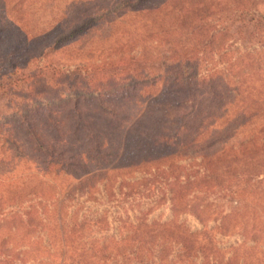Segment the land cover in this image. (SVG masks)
Masks as SVG:
<instances>
[{
	"label": "rangeland",
	"instance_id": "374dc122",
	"mask_svg": "<svg viewBox=\"0 0 264 264\" xmlns=\"http://www.w3.org/2000/svg\"><path fill=\"white\" fill-rule=\"evenodd\" d=\"M258 16L264 17V0H0V252L19 241L10 239L5 246L9 237H33L24 229L27 216L16 214L29 211L35 198L63 195L75 183L73 176L85 171L154 155L159 150L152 139L160 126L151 120L163 118L171 125L192 109L177 102L147 105L135 99L139 95L183 102L197 93L200 114L188 122L189 133L211 123H218L219 130L228 126L217 142H241L264 130V26L252 20ZM251 45L255 52L249 51ZM186 51L196 53V61L187 72L172 67L168 77L184 74L208 83L164 85L141 74L154 66L160 78L163 63H173ZM222 78L245 84L236 97H226L219 81L209 83ZM63 89L99 96L76 103L61 96ZM244 107L249 111L241 116ZM81 127L107 136L102 153L96 148L104 136L71 135ZM82 152L96 158L75 166L73 157ZM256 159V201L262 202L240 219L242 226L246 220L253 223L256 231L244 240V228L219 237L226 247L218 256L224 264L230 256L237 264H264V246L258 249L251 241L252 235L264 237V148ZM209 200L223 213L238 205L235 197ZM188 215L192 226L200 225Z\"/></svg>",
	"mask_w": 264,
	"mask_h": 264
},
{
	"label": "trees",
	"instance_id": "16d2710c",
	"mask_svg": "<svg viewBox=\"0 0 264 264\" xmlns=\"http://www.w3.org/2000/svg\"><path fill=\"white\" fill-rule=\"evenodd\" d=\"M181 16L185 17V14L181 13ZM252 20L255 26L263 28V16ZM173 44V47L181 46L180 43ZM249 49L250 52L257 50L254 45ZM195 58L196 53L186 51L173 63H163L164 69L158 73L160 78L154 75L152 70L157 69L154 66L143 68L141 74L146 79L153 77L155 82L163 81L164 85L170 81L190 86L195 82H207H199V77L184 74L177 75L173 80L168 77L172 67H183L187 72ZM127 74L132 77L134 71ZM212 81L209 79V83L219 81L217 83L226 97H236L245 84L223 78ZM63 90L61 96L76 103L87 96H99L97 92L70 91L67 94V89ZM198 96L197 93L189 95L183 102L151 93L137 96V101L147 105L155 101L165 106L177 102V106L191 105L192 109L169 120L171 125H166L163 118L151 120V123L157 122L160 126L156 127L157 135L152 139L153 146L159 150L154 155L124 166L112 165L85 171L83 175L73 176L75 183L69 184L63 195L47 199L38 196L29 211H23L22 216L18 211L16 217L27 216L24 229L33 237L7 238L5 246L10 239L19 241H14L11 248L0 252V264H224L218 256L226 247L219 239L229 237L230 229L244 228L245 233L240 235L243 240L247 238V233L256 231L253 223L246 220L245 226H242L240 219L251 212L254 204L262 202L256 201L259 199L256 198V183L259 181L253 175L259 166L257 152L264 148V130L233 144L216 141L218 136L229 130L228 126L219 130L218 123L201 125L192 134L189 133L188 122L200 114ZM219 109L222 110V107ZM108 111L114 117L118 116L117 111ZM248 111L244 107L241 116ZM145 113L139 114L138 120ZM81 131L90 136L88 140L104 136L102 131L85 127L75 128L71 135L75 133L77 136ZM107 145L105 135L96 148L97 154L102 153ZM86 154L74 155V165L83 166L95 160L96 157ZM203 196L205 199H201ZM226 197L238 199V205L230 213L216 209L209 200ZM188 213L196 217L199 226L189 223ZM252 238L251 241L256 242L255 247L264 246V237L252 235ZM225 264L237 263L230 256Z\"/></svg>",
	"mask_w": 264,
	"mask_h": 264
}]
</instances>
